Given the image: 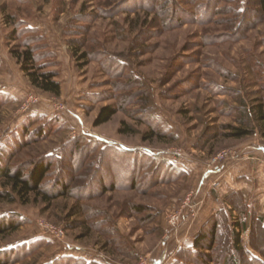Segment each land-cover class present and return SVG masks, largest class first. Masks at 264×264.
Returning <instances> with one entry per match:
<instances>
[{"label":"rangeland","instance_id":"1","mask_svg":"<svg viewBox=\"0 0 264 264\" xmlns=\"http://www.w3.org/2000/svg\"><path fill=\"white\" fill-rule=\"evenodd\" d=\"M209 1L0 0V151L8 145L14 154L3 157L12 165L53 157L42 187L48 193L74 158L88 164L49 204L40 196L0 200L1 216L27 219L0 235V250L25 245L29 254L11 253L19 261L4 264L72 253L106 264H220L227 254L264 264V135L252 115L253 103L264 108V14L252 13L256 0H212L216 11L202 21L196 13ZM71 40L82 41L79 50ZM22 41L36 64L55 72L59 94L31 83L12 53L24 50ZM104 105L116 112L95 126ZM243 119L253 132L227 136ZM27 128L46 133L23 137ZM155 129L162 136H152ZM76 139L98 146L61 162ZM106 147L130 161L145 153L181 173L156 162L149 176L122 171L123 154ZM215 216L212 249L206 240L196 248ZM186 253L200 256L190 262Z\"/></svg>","mask_w":264,"mask_h":264},{"label":"trees","instance_id":"2","mask_svg":"<svg viewBox=\"0 0 264 264\" xmlns=\"http://www.w3.org/2000/svg\"><path fill=\"white\" fill-rule=\"evenodd\" d=\"M256 1L258 4V8L255 10H252V13L259 14V15L264 14V0H256ZM212 2H213L212 0L209 1V3L207 4L208 6H206V10L201 9L202 7H204L205 9V5L199 7L196 14L197 16H199V18L202 21L208 20L205 18L208 12L210 13L211 11L214 13L216 11L214 2L213 3ZM175 8L176 10H178L177 5H175ZM70 42L73 46H75L76 51L79 50L80 47L82 46V41L80 40H71ZM19 46L25 47L24 50H22V52H18V49H15L12 51V53L15 55L17 60L21 63L23 70L27 72V75L29 76L31 83L35 86H38L43 91L50 92L56 95L59 94L60 84L58 81L54 80L55 72L46 71L44 70L45 66H43L42 64H36L37 56L34 54L33 48L29 45L27 41H22ZM78 57L79 59H83L87 57V54L86 52H82ZM115 112H116V109L110 105L102 106L99 109L98 114L94 120V125L95 126L100 125L108 121ZM252 115H253L254 120L258 124V128L260 129L261 134L264 135V108H263V104L261 101L253 103ZM243 116H245L244 119L246 118L248 119V115L245 112ZM244 119H243V124L230 126V132L226 135L230 137H234V138H242L247 135H250L253 132V128L250 127L248 125V121ZM25 131L26 133L24 134L23 137H25L26 135L29 136L30 134L34 133L31 131V129H28V128ZM45 133L46 132L44 130L42 131L38 130L34 133V135L37 137H41L45 135ZM153 135L162 136V134L156 129L152 133V136ZM72 142H73V148H71L70 150H65L63 157L59 159L61 162L68 161L74 158V156L76 155V150H78L79 153L83 150L82 153H84V155H88L89 152L93 151L98 146V143L95 141H86V140L84 141L81 139H76L74 141H71L70 143ZM18 146L19 145H17L16 147ZM11 149L12 148H9V146L7 145V148H3V150L0 151V181L5 187H7L4 190H0V200L7 201V202H14L16 200H20L21 203H27L29 201L28 199L31 196H34V197L40 196L43 202H46L49 204L54 199L68 193L70 191L69 187L71 186L72 188V184L76 183L75 174L77 170L83 167L86 168L85 166L88 165L85 163V160L84 161L81 160L82 158H80L79 160L78 159L76 160L74 158V161H76L75 163L76 166L70 167L71 172L69 174H66V175H64L63 173L56 174L54 178L52 177L53 180H51L50 183L54 184L55 191L53 193H48V192L43 191L42 187H43L44 181L48 173L51 170L53 157L45 156L40 159L31 160L30 163L12 165V163H10V160L8 159L5 160V158L3 157L5 152L8 153V155H10L11 153L9 152L11 151ZM104 150L105 152L111 150V151H114V153L123 154L122 150H117L112 147H106L104 148ZM13 156L14 154H11V158ZM123 156H124V159L119 160L120 162L125 163L120 166L122 171L125 170V166H126L127 170L132 168L131 169L132 173L133 171L134 172L137 171L139 175L141 174L145 176L150 175L149 172L151 168L149 167L152 165L153 162L157 161L155 160V158L149 155H146L145 153L139 152V151L136 152V158L135 156L134 157L132 156V161H130L127 158V155L125 156V154H123ZM156 163H157V168L167 169L170 173L175 174V176L180 175L181 173L176 168H172L171 166L166 165L165 162L160 161ZM147 168L149 170H147ZM127 179L128 178L125 177V179L123 180L125 181ZM99 181L100 183L103 182L100 179ZM101 188H103V191H106V190L115 189V186H111V188L109 189L105 187H101ZM77 191H78V194L82 195L83 193L82 189L77 190ZM137 210L141 211L142 209L141 207L138 206ZM215 217L214 218L211 217L210 221L212 222L210 223L209 225L210 228L207 230L206 234L205 235L202 234V229H201V231L195 238L194 246L196 248L200 247V243L202 242V240L203 241L206 240V242H208L206 243V249H212L214 240H216V237H217L218 224H219L218 223L219 218L218 217L215 218ZM258 220L261 222L260 223L262 225L261 228L264 230V223L262 224V219L259 218ZM26 221L27 219H23V217L17 214H6L2 216L0 215V235H4L9 232L17 230L19 226L25 223ZM235 241H236V244L238 245L239 238H238L237 233L235 234ZM40 243H41L40 240L32 242V244H29L28 250H31L35 246L40 245ZM239 251H241V249H239ZM28 252L29 251H27V249L25 248V245H23L22 247H17L15 250H12V251L0 250V264H4L6 260H9L13 263L19 261V259L16 257L13 259H10L9 255L11 253H16L18 254L17 257L19 256L22 258L24 256L27 257V255L29 254ZM193 256L199 257L200 255H193ZM193 256H191L189 253H186L184 260L192 262ZM203 256L210 259L209 254H203ZM199 260H201V258ZM239 260L241 262H244L243 264H251V263L258 264L257 258L255 259V257H252V260L248 262L245 260V258L238 259L234 256H230L229 254L226 255V258L223 259L220 264H240ZM53 264H85V262L80 259L74 260V258L64 256V257H60L59 259H57L55 262H53ZM88 264H94V263L91 262Z\"/></svg>","mask_w":264,"mask_h":264},{"label":"crops","instance_id":"3","mask_svg":"<svg viewBox=\"0 0 264 264\" xmlns=\"http://www.w3.org/2000/svg\"><path fill=\"white\" fill-rule=\"evenodd\" d=\"M64 253V252H63ZM64 256H67V257H71V256H73V257H71V258H74V260H76V259H80V260H82V261H84L85 262V264H88V263H91V262H93L94 264H106V263H104L103 261H100V260H93V259H91V258H88V257H85V256H80V257H78V256H75L73 253H72V255H70V254H58V255H56L55 257H53V259L51 260V261H47L45 264H53V262L54 261H56L57 259H59L60 257H64ZM153 263L154 264H161V259L160 258H153ZM44 264V263H43Z\"/></svg>","mask_w":264,"mask_h":264}]
</instances>
